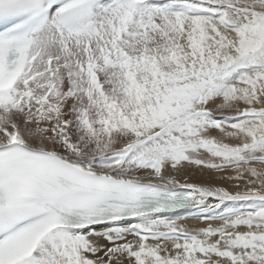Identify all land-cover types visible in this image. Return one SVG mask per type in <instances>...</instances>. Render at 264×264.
Segmentation results:
<instances>
[{
  "label": "snow or ice",
  "instance_id": "snow-or-ice-1",
  "mask_svg": "<svg viewBox=\"0 0 264 264\" xmlns=\"http://www.w3.org/2000/svg\"><path fill=\"white\" fill-rule=\"evenodd\" d=\"M0 264H264V0H0Z\"/></svg>",
  "mask_w": 264,
  "mask_h": 264
},
{
  "label": "bare ground",
  "instance_id": "bare-ground-1",
  "mask_svg": "<svg viewBox=\"0 0 264 264\" xmlns=\"http://www.w3.org/2000/svg\"><path fill=\"white\" fill-rule=\"evenodd\" d=\"M191 180H192L193 182H198V178H197V177H195V176H194V177H192V178H191Z\"/></svg>",
  "mask_w": 264,
  "mask_h": 264
}]
</instances>
